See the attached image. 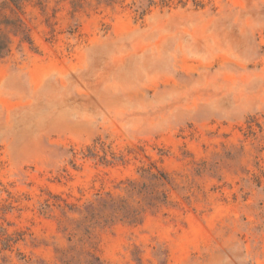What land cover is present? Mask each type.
<instances>
[{
	"label": "rangeland",
	"instance_id": "1",
	"mask_svg": "<svg viewBox=\"0 0 264 264\" xmlns=\"http://www.w3.org/2000/svg\"><path fill=\"white\" fill-rule=\"evenodd\" d=\"M22 10L32 42L0 60V264H264V0ZM149 166L165 205L84 217Z\"/></svg>",
	"mask_w": 264,
	"mask_h": 264
},
{
	"label": "trees",
	"instance_id": "2",
	"mask_svg": "<svg viewBox=\"0 0 264 264\" xmlns=\"http://www.w3.org/2000/svg\"><path fill=\"white\" fill-rule=\"evenodd\" d=\"M22 8L23 0L0 1V60L9 53L13 37H19L21 42L28 44L32 42L21 15ZM259 130L264 133L263 129ZM139 171L140 179L123 182L124 195L114 196L109 192L104 196L100 195L85 206L84 217L91 215L96 221L104 222L118 219L140 223L147 210L165 205L168 195L163 188L170 183L168 174L156 166L141 167ZM94 259L100 261L98 257Z\"/></svg>",
	"mask_w": 264,
	"mask_h": 264
}]
</instances>
